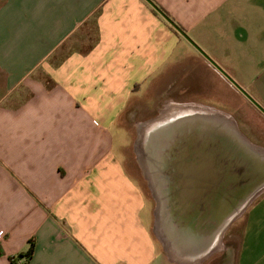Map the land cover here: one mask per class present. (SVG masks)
<instances>
[{"label": "crops", "instance_id": "0c3cea01", "mask_svg": "<svg viewBox=\"0 0 264 264\" xmlns=\"http://www.w3.org/2000/svg\"><path fill=\"white\" fill-rule=\"evenodd\" d=\"M156 2L264 105V0ZM192 46L148 0H2L0 264H173L115 128ZM236 264H264V196Z\"/></svg>", "mask_w": 264, "mask_h": 264}, {"label": "water", "instance_id": "95a60500", "mask_svg": "<svg viewBox=\"0 0 264 264\" xmlns=\"http://www.w3.org/2000/svg\"><path fill=\"white\" fill-rule=\"evenodd\" d=\"M148 1L264 112V105ZM139 129L137 154L157 202V235L172 258H207L220 247L231 222L264 190V150L221 114L194 105L171 106Z\"/></svg>", "mask_w": 264, "mask_h": 264}, {"label": "rangeland", "instance_id": "374dc122", "mask_svg": "<svg viewBox=\"0 0 264 264\" xmlns=\"http://www.w3.org/2000/svg\"><path fill=\"white\" fill-rule=\"evenodd\" d=\"M2 0H0L1 4ZM193 47V46H192ZM195 52V47H193ZM228 72L226 64H220ZM229 73V72H228ZM250 94L247 83L229 73ZM243 77L250 74L243 73ZM4 76L0 72V94L4 88ZM254 96V94H252ZM254 98H256L254 96ZM256 100H258L256 98ZM259 101V100H258ZM260 102V101H259ZM261 103V102H260ZM262 104V103H261ZM182 105H195L221 114L236 126L241 134L258 148L264 150V112L260 110L241 90L220 72L201 53L189 54L180 64L159 73L151 84L139 89L120 117V127L115 128V149L126 162L130 174L142 186L150 209L151 228L158 241L160 253L166 262L173 264H236V255L249 209L262 196H256L246 209L234 219L220 236V247L207 258L194 261L171 257L164 242L156 233L157 202L145 177L137 154V140L140 125L161 115L162 111ZM182 255H178V258Z\"/></svg>", "mask_w": 264, "mask_h": 264}, {"label": "trees", "instance_id": "16d2710c", "mask_svg": "<svg viewBox=\"0 0 264 264\" xmlns=\"http://www.w3.org/2000/svg\"><path fill=\"white\" fill-rule=\"evenodd\" d=\"M152 1H153V2L158 6V8L161 9L166 15H168L169 17H171V16L169 15L168 11H167L163 6H161L158 2H156V0H152ZM177 25H178V27H180L181 29L184 30V28H183L181 25H179V24H177ZM33 250H34V242H32L31 247H30V251L33 252ZM13 260H14V259H13Z\"/></svg>", "mask_w": 264, "mask_h": 264}, {"label": "flooded vegetation", "instance_id": "af4514ba", "mask_svg": "<svg viewBox=\"0 0 264 264\" xmlns=\"http://www.w3.org/2000/svg\"><path fill=\"white\" fill-rule=\"evenodd\" d=\"M195 106V105H194Z\"/></svg>", "mask_w": 264, "mask_h": 264}]
</instances>
